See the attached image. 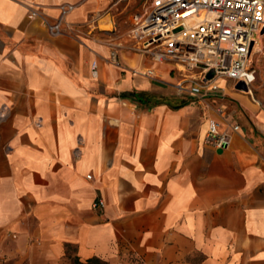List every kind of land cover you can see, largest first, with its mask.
Wrapping results in <instances>:
<instances>
[{"label": "crops", "instance_id": "obj_1", "mask_svg": "<svg viewBox=\"0 0 264 264\" xmlns=\"http://www.w3.org/2000/svg\"><path fill=\"white\" fill-rule=\"evenodd\" d=\"M130 18L131 0H0V264H264V108L179 95Z\"/></svg>", "mask_w": 264, "mask_h": 264}, {"label": "built area", "instance_id": "obj_2", "mask_svg": "<svg viewBox=\"0 0 264 264\" xmlns=\"http://www.w3.org/2000/svg\"><path fill=\"white\" fill-rule=\"evenodd\" d=\"M133 21L129 35L135 50L151 63L172 65L171 71L179 75L174 84L179 95L223 98L228 88L252 94L257 79L254 56L264 45V0H147ZM58 28L50 25L51 30ZM111 53L115 58L116 52ZM155 70L150 66L134 73L158 79ZM91 72L98 76L97 61H92ZM240 83L246 89L237 88ZM231 127L239 129L238 124ZM208 139L218 146L228 144L221 121L209 119ZM103 205L101 198L93 204Z\"/></svg>", "mask_w": 264, "mask_h": 264}, {"label": "rangeland", "instance_id": "obj_3", "mask_svg": "<svg viewBox=\"0 0 264 264\" xmlns=\"http://www.w3.org/2000/svg\"><path fill=\"white\" fill-rule=\"evenodd\" d=\"M147 0H131V18L130 21H121L120 27L122 30L130 31L133 26V17L140 15L145 10ZM132 46H135L134 42L131 39ZM254 65L257 69V79L252 85V94H249L257 101L262 108H264V45L262 49L257 52L254 56ZM169 69L172 68V65L169 64ZM159 77H164L162 71L155 70ZM166 77H169L167 74ZM169 81H176L179 77L176 71H171Z\"/></svg>", "mask_w": 264, "mask_h": 264}, {"label": "trees", "instance_id": "obj_4", "mask_svg": "<svg viewBox=\"0 0 264 264\" xmlns=\"http://www.w3.org/2000/svg\"><path fill=\"white\" fill-rule=\"evenodd\" d=\"M73 264H108V262L98 258L93 257L91 259H88L85 262L80 261L78 258L74 259Z\"/></svg>", "mask_w": 264, "mask_h": 264}, {"label": "water", "instance_id": "obj_5", "mask_svg": "<svg viewBox=\"0 0 264 264\" xmlns=\"http://www.w3.org/2000/svg\"><path fill=\"white\" fill-rule=\"evenodd\" d=\"M237 88H244V89H246V87L243 84H241V83L237 85Z\"/></svg>", "mask_w": 264, "mask_h": 264}]
</instances>
